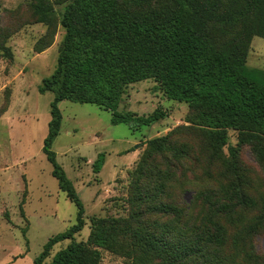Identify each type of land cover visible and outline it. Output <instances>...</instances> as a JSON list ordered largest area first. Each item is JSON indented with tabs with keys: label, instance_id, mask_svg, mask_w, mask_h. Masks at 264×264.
<instances>
[{
	"label": "trees",
	"instance_id": "1",
	"mask_svg": "<svg viewBox=\"0 0 264 264\" xmlns=\"http://www.w3.org/2000/svg\"><path fill=\"white\" fill-rule=\"evenodd\" d=\"M151 4L150 0H72L65 8L57 67L43 79L39 91L54 93L43 150L60 189L77 207V222L50 238L34 264H46L54 247L66 241L49 264H100V249L124 251L132 264H228L220 263L218 255L228 240L224 227L212 219L202 226L180 224L181 209L163 199L172 173L161 169L156 156L168 160L172 150L187 152L176 149L168 136L149 140L137 164L130 185L129 203L134 208L130 217L94 216L87 240H76L86 226L85 207L53 150L63 120L62 101L109 110L113 124L150 126L166 113L157 109L138 115L119 108L130 85L153 79L168 99L190 105L214 148L227 144L228 130H238L264 168V72L247 66L251 39L264 37V0H170L169 6L158 9ZM32 9L37 22L53 26L49 0H35ZM8 40L0 36V58L13 59ZM230 151L225 167L236 179L221 185L220 192L236 201L220 208L215 204L212 213L231 216L239 207L259 209L245 232L230 238L239 248L244 239L264 231V196L260 202L249 196L237 149ZM104 163L101 153L93 165L95 172ZM143 205L153 215L172 218L144 219L142 207L138 209ZM246 259L250 264L263 262L250 253Z\"/></svg>",
	"mask_w": 264,
	"mask_h": 264
},
{
	"label": "rangeland",
	"instance_id": "2",
	"mask_svg": "<svg viewBox=\"0 0 264 264\" xmlns=\"http://www.w3.org/2000/svg\"><path fill=\"white\" fill-rule=\"evenodd\" d=\"M34 1L0 0V36L9 37L6 45L13 54V59L0 58V264H34L50 238L77 222V207L60 189L43 150L54 93L39 91L43 79L57 67L65 36L61 18L72 0H49L51 27L37 22ZM150 2L157 9L170 4V0ZM50 41V47L38 52ZM247 66L264 72V37L251 39ZM124 97L120 112L149 115L160 109L166 117L150 126L131 128L113 124L112 112L97 105L59 103L63 120L53 150L85 207L86 226L76 240H87L94 216L130 217L134 209L129 203L130 185L137 164L149 140L168 136L176 149H187L186 153L168 152V160L156 156L161 169L172 173L163 199L181 209L180 224L202 226L212 219L224 227L228 238L219 247L220 263L250 264L246 259L250 253L264 264V231L244 239L239 248L230 239L245 232L258 208L239 207L231 216L212 213L213 205L220 208L236 201L220 192L221 185L236 179L225 167L230 148L237 149L240 173L248 182L246 192L258 202L264 196V168L253 145L238 130L230 129L227 144L214 148L190 105L168 99L153 79L130 85ZM101 153L105 163L97 173L93 165ZM141 207L144 219L172 218ZM67 243L56 245L46 264ZM100 250V264H132L124 251Z\"/></svg>",
	"mask_w": 264,
	"mask_h": 264
}]
</instances>
